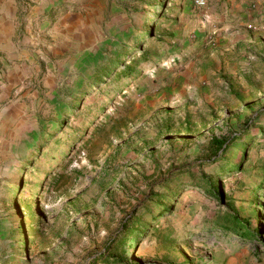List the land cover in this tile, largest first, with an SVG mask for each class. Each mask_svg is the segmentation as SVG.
Masks as SVG:
<instances>
[{"label": "rangeland", "instance_id": "1", "mask_svg": "<svg viewBox=\"0 0 264 264\" xmlns=\"http://www.w3.org/2000/svg\"><path fill=\"white\" fill-rule=\"evenodd\" d=\"M68 10L0 78V264H264V0Z\"/></svg>", "mask_w": 264, "mask_h": 264}, {"label": "crops", "instance_id": "2", "mask_svg": "<svg viewBox=\"0 0 264 264\" xmlns=\"http://www.w3.org/2000/svg\"><path fill=\"white\" fill-rule=\"evenodd\" d=\"M78 1L0 0V78L6 82L7 87L13 85V80H16V76L21 74V71L30 74L29 69L31 68L26 63H20L19 67L17 65L9 66L13 60L19 59V48L23 46L24 50H30L34 56H40L35 53L46 55V30L50 29L47 27L50 19L47 18L49 16L52 19L57 18L61 10H64L65 14L53 22L51 28L58 29L59 26H53L55 23L59 25L64 17V20L67 19L68 21L66 29H73L79 13L69 11L68 8H74ZM26 53L28 52L26 51Z\"/></svg>", "mask_w": 264, "mask_h": 264}, {"label": "trees", "instance_id": "3", "mask_svg": "<svg viewBox=\"0 0 264 264\" xmlns=\"http://www.w3.org/2000/svg\"><path fill=\"white\" fill-rule=\"evenodd\" d=\"M132 68H127V69H125V71H123V73H124V75H128V74H130L131 72H132ZM211 145L212 146H214V147H216V148H220L222 145H223V143H224V140H222V139H219V138H217V137H213L212 139H211ZM208 182V188H207V192L208 193H210V194H216L217 193V190L213 187V184L210 182V181H207ZM161 206V207H160ZM157 207H160L159 209H157L156 210V212L154 213V214H150V212H151V210H148V212L146 213V214H149L150 215V219H154V218H156V217H159L160 215H162V213L164 212V211H167L168 210V207H164V206H162V204L160 203V202H158V204H157ZM133 218H134V216H133ZM130 219V218H129ZM129 219H127V221L129 220ZM233 220H234V222H236L237 223V220L235 219V218H233ZM127 221H125V222H123L122 224H121V229H120V231H121V234L116 238V240H115V245L117 246V248L118 247H121V245H123V243H124V241H125V237L127 236L126 235V232L128 231L129 233H132V236L134 237V234H135V232L137 231V234H140V232H141V230H139L138 231V228L141 226V224H140V219H138V221H137V223L135 224V225H138L139 224V226H131L130 227V229H128L127 227H126V225H127ZM140 229V228H139ZM118 259H120V255L118 256V257H116L115 258V260L113 261V264H120V262L122 261H120V260H118Z\"/></svg>", "mask_w": 264, "mask_h": 264}]
</instances>
